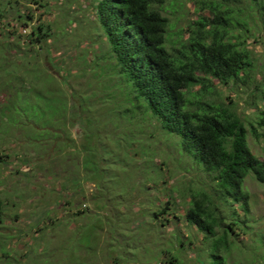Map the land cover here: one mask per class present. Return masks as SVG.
Returning a JSON list of instances; mask_svg holds the SVG:
<instances>
[{"label": "rangeland", "instance_id": "1", "mask_svg": "<svg viewBox=\"0 0 264 264\" xmlns=\"http://www.w3.org/2000/svg\"><path fill=\"white\" fill-rule=\"evenodd\" d=\"M96 4L0 0V264H214L213 240L187 220L198 190L210 195L229 224V242L218 240L225 263L264 264V182L245 178L244 212L223 196L215 173L184 151L176 136L159 129L155 118L124 114L128 103L120 94L101 99L105 85L118 78L96 68L94 60L108 49ZM232 5L243 10L240 18L250 29L241 36L253 50L256 79L218 88L264 161V140L251 132L260 106L254 82H264V0ZM166 6L176 30H188L199 11L208 12L199 0H166ZM29 14L27 26L22 20ZM39 21L51 24L52 36L31 43L27 35ZM48 46L55 63L47 59ZM36 67L41 87L35 83L30 90L41 103L29 98L23 105L15 87L31 80L27 71ZM86 156L105 173L86 168ZM169 199L172 211L159 213ZM237 212L242 223L235 225Z\"/></svg>", "mask_w": 264, "mask_h": 264}, {"label": "trees", "instance_id": "2", "mask_svg": "<svg viewBox=\"0 0 264 264\" xmlns=\"http://www.w3.org/2000/svg\"><path fill=\"white\" fill-rule=\"evenodd\" d=\"M235 1L199 0L202 9L208 12L199 11L188 31L182 27L176 30L171 24L166 14V0H94L108 45L107 54L94 61L99 62L96 68L101 74L118 78L113 86L105 85L107 92L101 98L103 101L120 94L128 103L121 108L124 114L141 113L148 116L147 121L155 118L159 129L176 136L184 151L215 173L223 196L240 203L247 212L248 195L243 184L249 175L264 182V161L249 146L244 120L232 104L221 99L218 88L232 81L249 83L256 79L253 50L247 48V41L241 36L243 29H250L240 18L243 10L232 5ZM28 16L22 20L27 26L32 21V15ZM240 25L244 26L238 27ZM237 29L239 32L235 33ZM50 36L52 26L47 21H39L27 35L31 43L42 42ZM175 36L177 39H173ZM49 47L47 59L55 63L54 50ZM38 68L28 70L31 80L23 79L24 82L15 87L23 105L29 98L34 104L41 103L40 96L30 90L35 83L41 87V69ZM261 70L264 71V66ZM254 84L259 91L260 106L257 125L252 124L251 132L264 140V82ZM92 120L86 116L89 124ZM115 159L125 163L119 155ZM83 164L103 175L104 169L94 158L86 156ZM171 202L173 200L169 199L159 213L172 211L168 206ZM190 203L187 220L203 231L207 240H213V263L226 264L218 252V240L221 237L229 240V224L218 216L207 192L195 191ZM3 211L0 201V221L4 220ZM239 215L237 212L233 224L242 223ZM165 217L170 219L168 214Z\"/></svg>", "mask_w": 264, "mask_h": 264}]
</instances>
